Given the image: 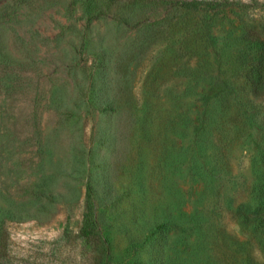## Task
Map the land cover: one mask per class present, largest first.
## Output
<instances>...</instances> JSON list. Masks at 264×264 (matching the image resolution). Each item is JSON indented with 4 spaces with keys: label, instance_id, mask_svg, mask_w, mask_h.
I'll use <instances>...</instances> for the list:
<instances>
[{
    "label": "rangeland",
    "instance_id": "1",
    "mask_svg": "<svg viewBox=\"0 0 264 264\" xmlns=\"http://www.w3.org/2000/svg\"><path fill=\"white\" fill-rule=\"evenodd\" d=\"M252 27L264 0H0V264H264Z\"/></svg>",
    "mask_w": 264,
    "mask_h": 264
},
{
    "label": "trees",
    "instance_id": "2",
    "mask_svg": "<svg viewBox=\"0 0 264 264\" xmlns=\"http://www.w3.org/2000/svg\"><path fill=\"white\" fill-rule=\"evenodd\" d=\"M114 1V0H110ZM184 6H195V2H183ZM245 52L241 57V72L257 95H264V34L256 28H251L244 35ZM253 202L241 203L237 208V214L247 226L264 235V174L259 179L253 193ZM94 199L93 187L88 185V212L85 235L91 232V227L97 221L93 214Z\"/></svg>",
    "mask_w": 264,
    "mask_h": 264
}]
</instances>
